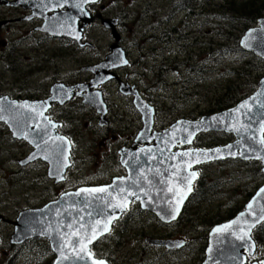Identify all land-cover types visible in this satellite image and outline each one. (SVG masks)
<instances>
[{
	"label": "water",
	"instance_id": "95a60500",
	"mask_svg": "<svg viewBox=\"0 0 264 264\" xmlns=\"http://www.w3.org/2000/svg\"><path fill=\"white\" fill-rule=\"evenodd\" d=\"M61 1L58 7L65 9V12L56 13L52 17L45 18L43 16L42 31L54 37L73 39L80 44L83 30L93 22L86 7L98 0ZM49 10L52 9L49 8ZM101 24L111 32L117 43L119 41V34L116 31L117 21L103 20ZM239 46L244 52L253 54L264 61V19L258 20L255 28L245 32L240 39ZM124 61L125 56L122 49L114 44L110 48V54L103 62L98 66L88 67L86 70L95 72V76L98 77L102 76L100 73L106 72V70L125 66ZM96 86L93 83V87ZM76 89L78 87L55 84L50 89V97L45 101L17 102L11 101L7 96L0 97V123L6 125L15 139L26 141L34 149L30 157L34 156L35 158L27 159L22 162V165L38 159L46 162L49 167V178H55L56 184L63 180L61 176L63 177L67 168L70 167L71 145L65 137L55 135L48 128L49 122L45 113L51 104L58 103L63 106L73 97L78 96L80 93H74ZM135 97L134 105L141 115L142 128L135 138L133 148L120 153V164L127 173L126 177L113 179L107 186L79 188L61 195L57 200L41 209L20 212L12 223L14 231L9 240L11 245H22L29 240L45 239L54 256L51 264H92L91 259L87 257L83 260H76V254L71 251L69 246L65 245V240L68 238L67 233L75 230L81 224L84 225L83 228H80L81 233L91 228L97 229L96 239L88 245L90 249L97 240L110 232L101 233L99 231L108 223L110 216L115 217L108 225L111 229L112 224L128 210L131 203L139 204L142 210L153 213L164 224L176 221L182 207L193 194L194 184L199 177L197 168L203 165L230 160L254 161L260 163L261 173L264 176V159L257 158L264 157V143H261L264 140V78L260 79L256 90L250 96L232 108L210 116H203L196 121L178 120L161 132H152L154 108L137 94ZM241 104H247V108H240ZM236 109H239V112L235 111ZM54 128L56 129V126ZM237 128L240 129L239 132L235 130ZM192 132L195 134L192 136L190 144L178 142L182 137ZM213 132L229 134L234 138V141L225 146L211 149L193 148V143L198 136ZM229 145L233 147L229 148ZM216 149H220V152L217 153ZM185 151L207 152L209 158L205 159L201 156L199 163L190 157L172 158L173 153ZM189 160L192 161L191 168L187 167L185 163ZM192 172L197 173L194 178L190 177ZM184 177H189V179H184ZM121 181H123L122 184ZM114 184L117 185V188L111 187ZM119 187H123L124 192H119ZM189 187L191 191L187 190ZM91 188H108L112 195L80 192L81 189ZM261 189H264V184L245 204L240 213L231 220L211 229L202 264H246L247 256L252 257L255 254L256 245L252 239V232L263 224L264 220L251 227L250 241L242 244L240 240L236 239V235L239 234L238 227L248 229L249 224L244 221L250 222L264 215V193L260 192ZM77 192H80L79 196L75 195ZM128 192H132L134 195H127ZM124 197L128 203L123 211L120 208L110 207L109 202L122 204ZM181 197H183L182 203L179 202ZM249 203L253 205L251 210L247 208ZM178 204L179 214L175 219H171L169 214ZM241 213H244L243 217H241ZM238 218L241 220L240 225H233L227 231L219 233L215 231L217 228H224L225 225L231 224ZM97 221H99L98 224ZM69 223H72V229L67 227ZM72 239L75 240L76 237H72ZM149 243L161 247L165 242L149 240ZM249 244L254 245L251 251ZM62 254L69 256V259H63ZM80 255L85 254L80 253ZM92 258L95 259L93 254ZM105 264L108 263L105 262Z\"/></svg>",
	"mask_w": 264,
	"mask_h": 264
},
{
	"label": "flooded vegetation",
	"instance_id": "af4514ba",
	"mask_svg": "<svg viewBox=\"0 0 264 264\" xmlns=\"http://www.w3.org/2000/svg\"><path fill=\"white\" fill-rule=\"evenodd\" d=\"M61 2V0H0L1 62L3 57H6L7 55H14L16 58L20 57L19 51H22L21 53L23 54H27V49L29 47L27 43L32 42L33 39L39 44L49 40V38H53L42 32V26L44 23L43 16H45V18L52 17L56 13L62 14L65 12V9L58 7ZM122 6L123 0H98L96 3L87 6L86 9L93 18V22L83 30L80 44L69 38H53L56 39L58 43L64 45V48L70 49L73 55L76 54L79 60L81 55L85 56L86 60L89 59L86 61V64H84L82 70L80 68V71L70 73L68 80H65L62 73L56 69L55 75L52 73L51 75L47 74L48 71L43 72L51 78H45L43 83H41L42 85L40 84L39 87H34L33 89L31 86H25L27 78L30 75L24 73H21L19 77H15L14 84L11 85L10 81L4 79V81H6V91H2L4 86L2 82H0L1 86H3L0 88V97L8 96L11 101L17 102L26 100H47L50 96L51 86L57 82L63 83L69 87H78L74 93L80 94L74 97L68 104L60 106L58 103H53L45 113L49 122L48 128L55 135L65 137L71 145L69 157L70 167L66 170L63 180L58 184H56L55 178H49V173L47 172L48 165L46 162L39 160L28 165H22V162L31 156L33 152L32 147L23 140L15 139L6 125L0 123V130L4 129L7 133L8 139L12 143L20 145L22 148L21 153L23 156L17 159L14 164L15 169L13 170L14 172H12L13 178L19 174L16 172L18 168H26L27 170V168L37 165L36 169L39 170L40 173L42 169H44V174H42L43 182L49 184L52 183L56 185V187L62 188L59 193L50 199V201L55 200L65 192L75 191L80 187H86L85 184L78 187L63 189L64 185L67 183L69 173L74 170L75 166H83L86 164L91 165V169L96 173L94 174L95 176L92 177L94 186L88 185L87 187L107 186L113 179L126 177L127 173L120 164V153L124 150H130L133 148L135 138L142 128L141 115L137 112L134 105V100L136 99L135 95L137 94L149 106L154 108L155 125L152 131L153 133L159 132L162 128H169L172 124L170 121L165 123L158 119L159 111H157V109L159 108V101H157V99H159V84L161 83L162 86L164 84L165 86H168V79L170 78V72L172 69V65L169 63L172 60L170 59L172 58L171 55L172 53H176L179 56L180 59L177 58L175 60H181L180 65L182 67L185 66L188 58L192 60L193 58L199 59L202 55V53L196 51L197 36L194 38L195 42H191V32L186 34L185 32H182V37L174 40L176 47L178 48L177 50H175L176 48L171 49L170 46L172 37L169 35L170 32L176 30L179 32V30L188 29L191 27L190 25L195 24L191 22L190 24H187L184 21V19L188 20L191 17V10L185 11L183 6L176 9L175 6L173 7L174 10L170 9L171 14L169 16V22L167 25L159 26L160 29L156 30V32L161 31L162 34H156V36H154V39L158 40V42L153 50L159 57H144L146 53L148 55H154V51H148L145 53L142 51L139 52L137 42L130 41L128 43L126 42L125 35L120 34L122 33V26L124 27L125 25V9ZM49 8L52 10H49ZM116 8L121 10L120 14L111 12ZM103 20L117 21L116 31L119 34V41L117 43L112 37L111 32L102 26L101 21ZM176 23L177 26H174L173 28L169 27L170 24ZM184 24L187 25V28L184 27ZM97 26H100L101 30L105 33V35L100 37L102 41L97 40V38L91 35ZM196 31L197 30L193 33ZM104 40L106 42H104ZM98 42H103L104 44L101 45ZM114 44L122 49L125 61H127L125 66L111 69L109 71L106 70V72L100 73L102 76L98 77L95 76V72L93 71L87 72L86 69L88 67L98 66L106 59L110 54V48ZM37 48L39 49L41 47ZM61 53H64L63 50H61ZM159 58L162 60L160 63L158 62ZM153 60L156 61L153 62ZM48 62H50V59H48ZM197 62L199 61H196L195 67H200ZM52 64L56 65L55 59L52 60ZM161 64H166V68L162 67ZM5 68L8 72L19 71L16 65L11 63L7 64ZM140 69H143L145 74H149L151 77L150 84L143 80L146 75L143 74ZM153 69H156L157 73L162 75V78L165 80L159 83L158 77ZM194 71L195 69H191L189 70V73H193ZM201 71L202 70H199V73H201ZM261 78L262 77H260V79ZM187 79L189 80L190 85L195 84L197 81L195 79L191 82L190 78ZM93 83L97 86L93 87ZM177 85L179 84L174 82L173 87H176ZM255 89L256 86H253L252 92H254ZM192 96L198 98V92L194 91ZM163 97L165 98L163 100L167 99L164 95H162V98ZM89 103L95 107L89 105ZM83 111L90 115L91 120L89 122L93 125L92 129H95L96 132L100 131L96 134L94 140L96 141V139H100L105 142L99 143V146H95L92 150L91 148L90 150L88 149L87 154L89 156H83L84 154L82 153L83 157L80 158L79 154L83 151L78 142V136L82 133L78 129L80 121L77 119L73 120L70 117H74L75 114H79L80 116V113H83ZM100 123H103L102 127L99 126ZM55 126L56 129L54 128ZM138 148L141 147L138 146ZM30 170L31 169L28 170L26 174L27 176H30ZM97 176L100 177L101 180H97ZM92 181L89 182L92 184ZM30 187L31 185H29V188ZM47 189L48 186L44 189L43 193L46 192ZM186 205L187 202L182 207L176 221L163 224L157 219L156 215L141 210L139 204L133 203L127 212L114 222L111 228V234L106 238L101 239L93 246V251L98 250L99 246L102 244H104V249L110 248L111 242L114 239L117 242H119V240L122 241L125 236L131 235L130 230L132 227L136 228L138 226H146L147 224H150L153 227L158 228V231L165 230V232L163 234L147 233V228L140 229V231L138 230L137 234H135V238H131L128 243L134 246V250L136 251V260L132 264H161L162 260H165L164 264H182V262L183 264H190L193 250H195V245L193 244L199 241H201L200 248L204 247L203 257H205L208 235L204 238L203 236L197 239L192 238V235H190V232L187 230L189 229L188 222L181 221ZM184 217L187 216L184 215ZM178 226H180V229L176 233V230L174 231V229H177ZM149 240L165 243L161 247H158L150 244ZM200 248H198V250H200ZM152 252H155V254L151 255ZM107 259L109 261L105 260L110 263V253L109 256H107ZM113 264H115V262H113Z\"/></svg>",
	"mask_w": 264,
	"mask_h": 264
},
{
	"label": "rangeland",
	"instance_id": "374dc122",
	"mask_svg": "<svg viewBox=\"0 0 264 264\" xmlns=\"http://www.w3.org/2000/svg\"><path fill=\"white\" fill-rule=\"evenodd\" d=\"M191 1L192 2L189 4L190 6L188 7V10L192 11L191 17L189 20L184 19V21L190 23L191 20V23H195L196 25L186 29L185 34L197 30L196 51L200 52L201 50L209 49V51H212L211 54H213L215 60L207 61L208 57L200 52L202 53V60L207 63L206 69L205 67H195L198 59L193 58L192 60L188 58L187 63L181 71V65L179 66V73L174 69L171 70V75L168 79V86H165V84L163 86L159 84V99H157V101H159V108L157 109V111H159L158 119L165 123L168 121L174 123L179 119L194 121L203 116L213 115L209 112L218 106V103H223L226 99H229V95L231 96L233 90H241L242 98H239V101H241L252 93L254 84L260 80V77L264 76V62L259 58H252L248 54L237 51V47L234 45L235 40L232 37L238 35V29L241 28L240 31L243 30L242 26L237 24L232 30V28H229L232 27L229 26L232 22H230L228 16L226 14L223 18L221 16L223 14V11H221L223 6H225V8L228 6L229 8H232L234 2H246L249 0ZM232 1V4H228ZM177 4H179V2L176 0H123L122 7L125 9L124 12L129 14V19L124 22L125 25L124 27L122 26V33H119L125 35L126 42H137L139 52L149 51L157 45L158 41L154 42L153 40H150V43H146V40L144 41V39L150 35L148 31L151 28L159 30V26L167 25L170 20V9H173L172 5L177 6ZM236 4L234 5L236 6ZM261 7L262 6H260V8ZM120 11L121 10L116 8L111 12L120 14ZM262 17L264 16L262 15ZM262 17H259L258 19ZM174 26H177V23L170 24L169 27L173 28ZM184 27L187 28V25L184 24ZM219 28H225V32L229 31L233 36L227 35L226 37L225 35V37H223L222 34H217ZM156 34L161 35L162 33L159 31L156 32ZM91 35L97 38V40L102 41L100 37L105 35V33L101 30L100 26H97ZM238 36L241 38L243 35L239 34ZM176 38L177 35H173L171 41L174 42ZM104 42L106 41L104 40ZM98 43L101 45L104 44L103 42ZM27 44L29 46L27 54H23L21 53L22 51H19L20 57L17 58L11 54V56H2V62L0 60V82H2L4 86L3 87L0 84V88L3 87L2 91L7 90L5 86L6 81H10V85L14 84L15 77H19L21 73L30 75L27 78L25 86H31L32 89L34 87H39L45 78H51L49 76L51 73L55 75L56 69L62 73L65 80H68L70 73L80 71V68L82 70L86 61L89 60H86V57L83 55L80 56L79 60L76 54L73 55L70 49L64 48V45L58 43V41L53 38H49V40L39 44L33 39L32 42ZM37 47L41 48L38 49ZM171 47H173L171 49H174V45ZM61 50H63V54L61 53ZM221 51L223 52L222 55L218 53ZM177 58L180 59L179 57L170 58L172 59L169 62L170 65L174 64V61ZM48 59H50V62H48ZM54 59L56 65L52 64V60ZM13 62L19 71L8 72L5 67L7 64ZM158 62L160 63L162 60L159 58ZM191 69H195L192 74L189 73V70ZM140 70L145 74L143 69ZM199 70H202L201 73L198 72ZM45 71H48L47 74L49 75L44 74L43 72ZM145 75L146 77L143 78V80L150 84L151 77L149 74ZM187 78L196 79L197 81L192 85L193 87L191 91L187 89L188 92H182V83L186 81ZM4 79L6 81H4ZM174 82H178L179 85L173 87ZM194 91L198 92V98L192 96ZM162 95L167 97V99L163 100L165 98H162ZM172 102L175 103L174 106ZM170 107H172V110L168 113L167 110ZM70 118L80 121L78 129L82 133L78 136V142L83 151L79 154V157L89 156L87 154L88 149L90 150L91 148L92 150L95 146L98 147L99 143H104L105 141H101L100 139H96V141L94 140L96 134L100 131L96 132L95 129H92L93 125L89 122L91 120L90 115L86 112L83 111V113H80V116L79 114H75L74 117ZM99 126L102 127L103 123H100ZM224 134L213 132L211 134L199 136L196 139L198 141L194 143V146H196V148L211 149L213 147L225 146L234 141V138L231 135ZM21 152V146L12 143L8 139L5 130L1 129L0 262L7 254L9 238L13 233L12 223L18 216V213L24 210L41 207L43 204L50 201V199L62 189L56 187V185L52 183H44L42 180L44 169H42L40 173V171L36 169L37 165L27 168V170L26 168H18L16 172L19 174L13 178L12 172H14L13 170L15 169L14 164L17 159L23 156ZM82 153L84 154L83 156ZM249 163H242L239 161L216 162L198 168L201 181H196L194 191H196V187L199 186L197 192L201 200L205 201L188 207L187 210L189 214H193V216H190V220L187 223L189 226V229L187 230L190 232L193 239L202 236L204 238L212 229L210 224H215L219 219L229 218L231 214H236L237 211L242 209L249 200V197H247L248 193L253 195L264 183V177L260 172L259 174L256 172L257 166L255 165V162ZM29 169H31L29 173L30 176H27L26 174ZM94 174L96 173L91 169V165L86 164L83 166H75L74 170L69 173L67 183L64 185L63 189L78 187L85 184L86 186H94V181H92V177L95 176ZM97 180H101V178L97 176ZM89 181H92V184ZM211 181L215 182V186L218 189L213 195L211 194L212 191L209 192L205 189V186L199 185L202 182L203 184H209ZM29 185H31L30 188ZM47 186V191L43 193ZM204 191H207L208 193L205 197H202ZM193 217L195 218L194 222H192ZM145 228H147V233L163 234L165 232V230L158 231V228L153 227L150 224H147L146 226H138L136 228L132 227L130 230V236H125L123 240H119L117 244H113V242L111 243L110 253H114L111 256V259L114 260L115 264H132L135 262L136 251L134 250V246L128 243L131 238H135V234H137L138 230L140 231V229ZM179 229L180 226H178L177 229L175 228L174 231L176 230L175 232L177 233ZM200 242L201 241L193 244L195 245L194 249L200 248ZM99 249L103 251L104 244L100 245ZM104 252L107 251L104 250ZM153 254H155V252L151 253V255ZM193 257L196 256H191L190 264H195V258ZM262 259L264 260V248L257 247L255 255L251 257L249 261H256L258 263ZM20 263L22 264V262ZM164 263L165 260H162L161 264Z\"/></svg>",
	"mask_w": 264,
	"mask_h": 264
},
{
	"label": "trees",
	"instance_id": "16d2710c",
	"mask_svg": "<svg viewBox=\"0 0 264 264\" xmlns=\"http://www.w3.org/2000/svg\"><path fill=\"white\" fill-rule=\"evenodd\" d=\"M179 2V4H177L176 8H180V7H184L185 8V11H188V7L190 6L189 4L192 2L191 0H176ZM233 1L231 3H228V4H232ZM234 2L232 4V8H229L225 6H223L221 8V11H223L222 13V18L225 16V14L228 16V19L230 20V25L229 26H232V27H229V28H235V25L237 26L238 25H241L243 30L240 31L239 30V34H243L244 31L248 30L249 28H251L252 26H254L257 22V19L259 17H262V15L264 16V0H249V1H246V2ZM236 4V6L234 5ZM172 5V7H175ZM260 6H262L260 8ZM129 14L125 13L124 14V21H126L127 19H129ZM190 19V18H189ZM188 19V20H189ZM191 22V20H190ZM187 23V22H186ZM187 24H190V23H187ZM191 27L192 26H195L194 25H190ZM186 29L184 30H176V31H173V32H170L169 35L170 36H173V35H177V38L179 37H182V32H185ZM156 29L155 28H151L148 32L150 33V35L148 37H146L144 39V41L146 40V43H150L151 41L150 40H153L154 42H157L158 40L154 39V36H156ZM179 33V34H178ZM198 32L196 31L195 33L191 32V42H195L194 38L197 36ZM148 34V33H147ZM217 34H222L223 37H227L228 36H233V34L231 32H225V28H222V29H218L217 30ZM233 36L232 38H234V45L237 47V51H240L239 49V45H238V40L240 39V36ZM143 40V39H142ZM171 45L170 46H173L174 45V48L178 49L176 47V44L175 42H170ZM173 48V47H171ZM239 49V50H238ZM180 50V49H179ZM151 51V49L149 50ZM183 51V50H181ZM142 52H148V51H142ZM200 52L204 53V55L206 57H208L207 61L209 60H215V57L213 56V54H211L212 51H209V49L207 50H201ZM241 52V51H240ZM219 54H223V52H218ZM154 55L150 54L148 55L147 53L144 55V57H159L155 54V52H153ZM173 54V53H172ZM174 55V54H173ZM172 57V56H171ZM175 57H179L177 54ZM16 58V57H15ZM203 57H200L198 59L199 62H197L199 64L200 67H205L206 69V65H205V62L204 60H202ZM156 60H153V62H155ZM180 63H181V60H175L174 64H172V69H174L176 72H178L179 70V66H180ZM187 63V62H186ZM185 63V64H186ZM11 64H15L14 62L11 63ZM166 64L162 65V67L166 68L165 66ZM171 69V70H172ZM183 69L182 66H180V71ZM153 71L156 73L157 77H158V82L160 83L161 81L165 80L164 78H162V75L158 74L157 73V70L156 69H153ZM34 72V70H33ZM199 72V71H198ZM179 73V72H178ZM192 74V73H191ZM191 79V82H193L195 79ZM178 83V82H177ZM161 84V83H160ZM183 86L182 87V92H185L187 91V89H189L190 91L192 90V85L193 84H189V80L187 79V81L183 82L182 83ZM255 85V84H254ZM189 91V92H190ZM188 92V91H187ZM241 90H233V93L231 94V96L229 95V99H226L225 102L223 103H218V106H216L215 108H213L212 111H210L209 113L211 114H214V113H217V112H221V111H224V110H227L229 108H231L234 104H236L237 102H239V98H242V94H241ZM245 97V96H244ZM173 106L175 105V103H173ZM172 110V107H170L167 111L168 113L171 112ZM198 119V118H197ZM198 140H196L195 142H197ZM196 147V146H194ZM209 147V146H208ZM249 164H252V163H249ZM255 165L257 166L256 168V172L259 174L260 172V166L258 163H255ZM201 181V179L199 180ZM199 185H203L205 186V189L208 190L209 192H211V194H215L217 192V187L215 186V182L214 181H211L209 184H203V182ZM217 185V184H216ZM199 188V186L196 187V191H194L193 195L191 196L188 204L186 205L185 209H184V214L181 218V221H185V222H189L190 220V216L193 214H189V212L187 211L188 210V207H191V206H194L196 204H198L199 202H204L205 200H201L198 192H197V189ZM204 188V187H203ZM207 191H204L203 192V195L202 197H205L207 195ZM251 193H248L247 197H251ZM242 209H239L237 211V213L239 211H241ZM184 215L188 216L187 217H184ZM235 214H231L229 216V218H225V219H219L217 220V222L215 224H210L211 227H213L214 225L216 224H219V223H222L226 220H229L231 219L232 217H234ZM194 217L192 218V222H194ZM118 237V236H117ZM118 239V238H117ZM253 240L255 241L256 245L258 248H264V223L262 225H260L259 227H257L254 231H253ZM113 244H117L118 242L114 239L112 240ZM111 242V243H112ZM105 251H108L106 253H104L103 251H101L100 249H98L97 251H95L94 255L96 258H100V259H106L107 261H109L107 259V256L109 255L110 253V248L108 249H104ZM101 251L102 254H105L104 257H102L99 252ZM114 253L111 252L110 255L112 256ZM203 255H204V247L200 248V250L198 249H195L193 250V253H192V256H196V257H193L195 258V264H200L202 261H203ZM51 252H50V249L48 247V244L43 241V240H31L25 244H23L22 246H18V247H13V246H10L8 245L7 247V254L6 256L3 258V260L0 262V264H21L20 262H22V264H51ZM198 258V259H197ZM114 260L111 259L110 261V264L113 263Z\"/></svg>",
	"mask_w": 264,
	"mask_h": 264
},
{
	"label": "snow or ice",
	"instance_id": "6c2138e0",
	"mask_svg": "<svg viewBox=\"0 0 264 264\" xmlns=\"http://www.w3.org/2000/svg\"><path fill=\"white\" fill-rule=\"evenodd\" d=\"M124 62L127 63V61H124ZM145 107H147V106H145ZM240 108H247V104H241ZM235 111L239 112V109H236ZM214 119H216V118H214ZM235 130L238 131V132L240 131L239 128H237ZM194 134H195L194 132L189 133L188 135L182 137L178 142L181 143V144H183V143H189L190 144L191 141H192V136ZM261 143H264V140H262ZM228 147L232 148L233 146L229 145ZM161 151H163V150H161ZM215 151L217 153H219L220 149H216ZM177 156H179L181 158L190 157L197 163L200 162L201 156H203V158H205V159L209 158L207 152L201 153V152H197V151H185L183 153H173L172 158L174 159ZM32 158H35V157L33 156V157H30L29 159H32ZM257 158L264 159V157H257ZM185 163L187 164V167L191 168V166H192V161L191 160L185 161ZM196 175H197V173H195V172L190 173V177H192V178H194ZM61 178H63V177L61 176ZM184 179H189V177H184ZM122 183H123V181H121V184ZM189 183H190V181H189ZM111 187L117 188V185L114 184ZM187 190L191 191V188L189 187ZM118 191L119 192H124V188L123 187H119ZM169 191H171V189H169ZM80 192H86V193H89V194H93V193H108L109 196L112 195V193L109 192L108 188L81 189ZM80 192H77L75 195L79 196ZM260 192L264 193V189H261ZM127 195H134V193L128 192ZM137 198H139V197H137ZM182 200H183V197L180 198L179 202L182 203ZM127 203H128V201H127L126 197L123 198V203L122 204H111V202H109L110 207L120 208L121 211H123L127 207ZM252 207H253L252 203H249V205L247 206V208L249 210H251ZM179 211H180V208H179V204H178L175 207L174 211L171 214H169L170 218L171 219H175L176 215L179 214ZM249 215H251V213H249ZM243 216H244V213H241V217H243ZM113 218H115V217L114 216H110L108 223H106L104 225V227L99 230L101 233L110 231V228H109L108 225L111 223V219H113ZM261 220H264V215H261L257 219H255L253 221H250V222L249 221H244V223H248L249 224V227H248L247 230H245L244 227H238L239 234L236 235V239L240 240L242 242V244L247 242V241H250V239H251V237H250L251 227L254 226L255 223H259ZM96 223L98 224L99 221H97ZM240 223H241V220L238 218L237 220L233 221L231 224L225 225L224 228H217L215 231L217 233L223 232V231H227L228 229L232 228L233 225H240ZM67 227L69 229H72V227H73L72 223H69L67 225ZM83 227H84V225L81 224L75 230H72V231L68 232L67 233V237L68 238L65 240V245L69 246L71 248V251L76 254L75 255V259L76 260H83V259H85V257H87L88 259H91L92 264H105L104 260L93 259L91 250L88 248V245L91 244L94 239H96L97 229L96 228H91L90 230L81 233L80 228H83ZM72 237H76V239L73 240ZM248 246H249L250 251H251L252 248H254V245H252V244H249ZM80 253H84L85 255H80ZM62 258L63 259H69V256L62 254ZM261 264H264V261H262Z\"/></svg>",
	"mask_w": 264,
	"mask_h": 264
},
{
	"label": "bare ground",
	"instance_id": "6f19581e",
	"mask_svg": "<svg viewBox=\"0 0 264 264\" xmlns=\"http://www.w3.org/2000/svg\"><path fill=\"white\" fill-rule=\"evenodd\" d=\"M185 39V38H184Z\"/></svg>",
	"mask_w": 264,
	"mask_h": 264
}]
</instances>
